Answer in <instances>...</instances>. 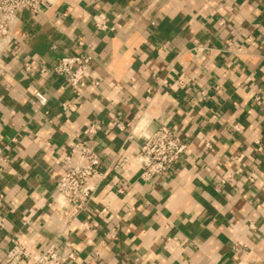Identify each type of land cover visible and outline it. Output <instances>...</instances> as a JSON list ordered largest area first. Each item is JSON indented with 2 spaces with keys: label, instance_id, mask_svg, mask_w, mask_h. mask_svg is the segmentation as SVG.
Listing matches in <instances>:
<instances>
[{
  "label": "crops",
  "instance_id": "crops-1",
  "mask_svg": "<svg viewBox=\"0 0 264 264\" xmlns=\"http://www.w3.org/2000/svg\"><path fill=\"white\" fill-rule=\"evenodd\" d=\"M100 10L113 29L91 25ZM87 45L90 78L75 96L52 67ZM91 120L105 124L95 141L107 172L63 227L51 203L59 159ZM160 125L187 148L163 177L143 181L133 159ZM5 145L0 261L14 236L29 247L56 241L62 255L72 242L65 264L264 262V0H58L22 12L0 51Z\"/></svg>",
  "mask_w": 264,
  "mask_h": 264
},
{
  "label": "built area",
  "instance_id": "built-area-1",
  "mask_svg": "<svg viewBox=\"0 0 264 264\" xmlns=\"http://www.w3.org/2000/svg\"><path fill=\"white\" fill-rule=\"evenodd\" d=\"M58 0H1L0 2V51L7 47L13 38L15 26L22 12L36 16L54 5ZM91 25L98 31L113 29L110 19L105 11L95 12L90 19ZM81 45V43H80ZM94 50L87 45L80 54L72 53L58 57L52 67L53 72L62 80V88L71 94L79 95V87L90 78V64L93 60ZM30 70V65L25 64ZM44 72V70H41ZM35 101L44 106L47 97L44 93L36 91ZM63 112L76 109L72 102H62L59 105ZM111 125L120 131H127V139L132 138V127L122 120H115ZM105 124L91 120L86 126L87 137L74 142L59 159V175L51 194L53 213L61 219L63 227L71 225L77 216L84 212L90 204L94 193L106 175L107 170H101L102 156L97 151L95 136L104 128ZM237 129L236 126H234ZM12 141V140H11ZM187 148L183 139L173 129L160 125L147 134L138 145V152L134 157L138 165L139 178L149 181L153 178L163 177L173 165L178 163ZM10 145L0 147V157ZM260 149V148H258ZM224 180H221L223 183ZM121 192L122 189L117 190ZM3 203L0 198V221L2 220ZM252 227V224L250 225ZM108 238L113 236V230L107 233ZM66 254L58 252L56 241H49L44 248L29 247L21 243L16 237L9 239V245L0 264H65L67 260H74L76 252L73 243L66 241ZM259 264H264L261 262Z\"/></svg>",
  "mask_w": 264,
  "mask_h": 264
}]
</instances>
